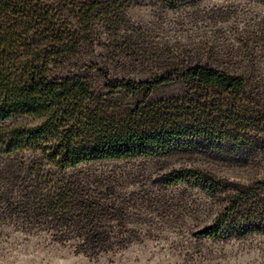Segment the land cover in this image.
<instances>
[{
  "label": "rangeland",
  "instance_id": "obj_1",
  "mask_svg": "<svg viewBox=\"0 0 264 264\" xmlns=\"http://www.w3.org/2000/svg\"><path fill=\"white\" fill-rule=\"evenodd\" d=\"M40 1L77 30L59 73L90 80L113 105L146 93L109 96L104 75L145 80L200 64L246 79V115L226 121L213 146L68 169L0 145V264H264V0ZM220 92L175 81L149 99ZM196 169L215 174L212 192ZM235 201V225L202 235Z\"/></svg>",
  "mask_w": 264,
  "mask_h": 264
},
{
  "label": "trees",
  "instance_id": "obj_2",
  "mask_svg": "<svg viewBox=\"0 0 264 264\" xmlns=\"http://www.w3.org/2000/svg\"><path fill=\"white\" fill-rule=\"evenodd\" d=\"M76 17L83 29L90 25L85 12ZM71 20L53 3L0 0V145L5 151L36 152L59 169L91 160L168 156L213 146L229 134L226 121L245 118L246 79L200 64L145 80L112 82L104 75L109 96L146 93L130 107L113 105L90 80L59 73L77 41ZM175 81L221 92L214 99L197 94L149 99L156 88ZM196 170L191 178L212 192L215 174ZM185 173L175 181L186 180ZM238 209L237 201L230 202L219 227L201 234L218 237L223 227L232 228Z\"/></svg>",
  "mask_w": 264,
  "mask_h": 264
}]
</instances>
